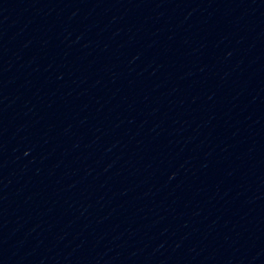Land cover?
Masks as SVG:
<instances>
[{
  "label": "water",
  "instance_id": "95a60500",
  "mask_svg": "<svg viewBox=\"0 0 264 264\" xmlns=\"http://www.w3.org/2000/svg\"><path fill=\"white\" fill-rule=\"evenodd\" d=\"M0 122L264 173V0H0Z\"/></svg>",
  "mask_w": 264,
  "mask_h": 264
}]
</instances>
